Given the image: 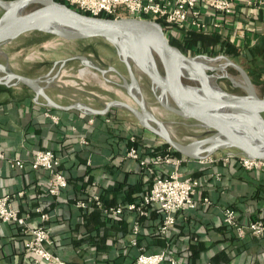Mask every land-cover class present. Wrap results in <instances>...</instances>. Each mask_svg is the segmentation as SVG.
I'll use <instances>...</instances> for the list:
<instances>
[{
    "label": "crops",
    "instance_id": "1",
    "mask_svg": "<svg viewBox=\"0 0 264 264\" xmlns=\"http://www.w3.org/2000/svg\"><path fill=\"white\" fill-rule=\"evenodd\" d=\"M250 12L245 9L246 26L263 34L264 9L252 12L256 18ZM89 107L97 113L53 108L25 85L0 83V197L13 196L12 206L21 215H29L30 228L42 224V212L52 216L53 252L68 264H135L141 249L147 253L166 250L185 264H264V236L248 233L239 238L223 221V209L228 207L237 211L244 224L264 219V170L247 171L235 159L227 160L233 150L214 154L212 163L189 159L183 163V176L200 182L197 199L208 198L211 204L199 202L193 210L177 214L166 234L160 230L164 214L156 208L141 217L126 209L122 217L97 215L82 222L79 212L64 204L87 186L93 190L91 203L98 196L108 207H126L140 203L155 175L173 170L160 166L151 167V172L128 156L129 141L138 142L145 160L154 156L152 148L164 145L129 110L114 106L101 113L106 105ZM41 150L57 151L61 171L77 183L63 190L56 203L47 194L49 173L31 168ZM14 160L22 161L25 169L12 167ZM137 221L140 232L134 247L131 240ZM28 239L21 226L0 224V264H34L25 250Z\"/></svg>",
    "mask_w": 264,
    "mask_h": 264
},
{
    "label": "water",
    "instance_id": "2",
    "mask_svg": "<svg viewBox=\"0 0 264 264\" xmlns=\"http://www.w3.org/2000/svg\"><path fill=\"white\" fill-rule=\"evenodd\" d=\"M35 5L31 11L24 10ZM0 8L5 12L0 20V45L9 43L25 34L43 32L61 37L67 41L100 38L108 40L117 49L125 63L129 79L116 69L123 80V87L139 109L120 101H111L101 113L118 106L129 110L148 131L162 140L172 150L189 160H202L225 151H237L251 159L264 160V98L259 97L247 73L239 68L248 82V95H238L217 90L209 80L204 66L195 58L188 57L171 45L163 26L146 19L99 18L86 15L56 0H0ZM151 52L154 67L146 65L145 56ZM158 56L163 74L157 70L152 56ZM79 60L84 66L101 74L107 73L89 61L85 56H74L63 61ZM134 63L160 91L162 103L168 111L185 120H192L195 126L210 132V135L192 142H181L174 138L165 124L147 108L142 98L133 93L137 85ZM6 76L2 84L16 81L34 91L37 96L45 97L47 105L62 110L82 109L97 113L93 108L73 104L63 107L56 104L45 93L40 79H34L0 68ZM185 72L196 79L199 87L188 86L184 82Z\"/></svg>",
    "mask_w": 264,
    "mask_h": 264
},
{
    "label": "built area",
    "instance_id": "3",
    "mask_svg": "<svg viewBox=\"0 0 264 264\" xmlns=\"http://www.w3.org/2000/svg\"><path fill=\"white\" fill-rule=\"evenodd\" d=\"M82 13L99 18H125L146 19L151 21H164L170 30L179 37L185 32L220 33L244 46L248 40L250 45L257 41L258 34L246 26L245 9H250L253 18L255 13L264 9V0H56ZM250 17V15H247ZM250 20L252 18L250 17ZM233 25H235L233 27ZM252 31V32H250ZM248 32L253 36L249 37ZM128 156L153 172L154 167L170 166L172 171L164 175H155L150 190L143 196L140 203H131L124 206L109 207L107 214L119 216L124 210L137 212L144 216L148 209L156 208L164 214L161 233L166 234L176 223V215L196 208L197 203L210 205L208 198L197 199L200 182L193 177H186L180 171L181 166L188 159L173 156L169 148L162 154L142 159L138 150L132 148ZM235 159L247 171L260 172L264 170V160L251 159L237 151L229 154L227 160ZM201 163H212L211 157L200 160ZM61 159L52 150L38 151L31 163L33 170H44L50 175L48 191L52 196H59L67 188L68 181L60 170ZM12 167L23 170L25 165L20 160H14ZM153 167V168H151ZM13 196L0 197V224L18 225L23 228L29 239L25 242L26 253L32 258L34 264H68L61 256L51 250L53 241L49 231L43 223L49 220L46 214L41 215L42 224L36 228L27 225L29 215L21 213L12 206ZM102 208L101 199L95 196L92 199ZM84 208L85 203L79 202ZM224 224L239 238L248 233L256 237L264 236V219H256L248 224L242 223L237 211L228 207L223 209ZM140 232L139 221L135 222L131 244L136 247ZM16 264V263H9ZM135 264H185L175 257H171L166 250L157 253H147L141 249Z\"/></svg>",
    "mask_w": 264,
    "mask_h": 264
},
{
    "label": "rangeland",
    "instance_id": "4",
    "mask_svg": "<svg viewBox=\"0 0 264 264\" xmlns=\"http://www.w3.org/2000/svg\"><path fill=\"white\" fill-rule=\"evenodd\" d=\"M34 8L36 6L31 5L24 12ZM4 14L5 12L0 8V20ZM74 56L87 57L91 63L106 70L107 73L101 74L95 69L88 68L79 60L63 63L64 60ZM152 56L158 72L162 75L163 70L154 51ZM187 56L195 58L199 64L205 67L210 83L217 90L248 95L246 89L248 85L241 84V81L246 79L237 66L245 72L247 67L240 61L228 59L221 52ZM131 64L137 77V85L133 89V93L143 99L149 111L153 112L165 124L167 130L169 129L168 132L174 138L188 143L210 135V132H204L196 127L194 121L185 120L165 109L163 105L166 104V101L161 99L160 91L134 63ZM0 68L7 72L40 79L45 93L49 97L52 96L56 104L59 102L63 105L82 104L101 109L111 101H120L139 109L137 103L123 87L121 77L109 70L114 68L129 79L125 63L118 55L115 46L108 40L94 38L67 41L55 35L25 34L9 43L0 45ZM184 75V82L188 86L199 87L196 79L191 78L187 72ZM5 76L6 74L0 70V77L4 78ZM253 85L255 93L264 98V83L256 80V84L253 83ZM60 95L61 99L58 97ZM160 100L164 103L163 105ZM262 117L264 118V113Z\"/></svg>",
    "mask_w": 264,
    "mask_h": 264
},
{
    "label": "trees",
    "instance_id": "5",
    "mask_svg": "<svg viewBox=\"0 0 264 264\" xmlns=\"http://www.w3.org/2000/svg\"><path fill=\"white\" fill-rule=\"evenodd\" d=\"M6 1H13V0H6ZM108 18H112V17H108ZM158 23H160L163 26L164 31L171 45L181 50L184 54L190 55V54H199V53L221 52L225 54V56L228 59L240 61L243 65H245L247 67L245 68L246 73L248 74L251 81H253L252 83L256 84V80L258 82L264 83V79H263V76H264V33L257 36V41L254 45H250V41L248 40V42L244 46H241L237 42L233 41V39H230L229 37H225L224 35L218 32L216 33H201V32H196V31L185 32L181 35V37H179L178 34H175L174 32L170 30V28L164 21H158ZM31 34H35L38 36L39 35L40 36H43V35L50 36L51 35V34L42 33V32H33ZM132 148H135L136 150L139 151L138 142L133 143L132 141H129L128 149L130 150ZM169 148L170 147L168 145L164 144L160 148H152L153 150L151 154H153L154 156L159 155L167 151ZM53 152L60 158L59 153L57 151L53 150ZM173 156L179 157L181 155L173 150ZM60 170H61V165H60ZM66 178L68 181V186L66 189H68L72 187L75 182L72 181L67 176ZM76 184L77 183H75V185ZM47 194L50 195L49 191ZM50 196L52 199L54 198L53 199L54 203L58 201L56 199L57 196H52V195ZM92 196H93V190H92L91 185H89L86 187L85 192H83L82 194H79L77 197H74L68 200V202H66L64 205L68 209L72 207V209L74 208V211L75 210L78 211L80 215L79 219L82 222H84L86 218H89L90 216L91 217H96L97 215L102 216V217L113 216L105 212V209H108L109 207L105 205L103 201H102V208L98 207L96 203H91L90 198ZM79 202L85 203L86 206L84 208L79 207L78 206ZM42 213L49 216V220L43 223V225L49 231L51 239H52V230L49 227L52 216L49 213H44V212ZM124 213L125 212H123V214L119 216L122 217ZM54 253L56 254V252Z\"/></svg>",
    "mask_w": 264,
    "mask_h": 264
},
{
    "label": "bare ground",
    "instance_id": "6",
    "mask_svg": "<svg viewBox=\"0 0 264 264\" xmlns=\"http://www.w3.org/2000/svg\"><path fill=\"white\" fill-rule=\"evenodd\" d=\"M148 53H147V55L145 56V64L146 65H148L150 68H153V69H155V67H154V61H153V59H152V57H151V52H150V50L149 51H147ZM241 84L243 85V86H247L248 85V82H247V80H243V81H241ZM141 92V91H140ZM139 92V93H140ZM169 130V129H168ZM173 130V129H172ZM175 136V135H174Z\"/></svg>",
    "mask_w": 264,
    "mask_h": 264
}]
</instances>
